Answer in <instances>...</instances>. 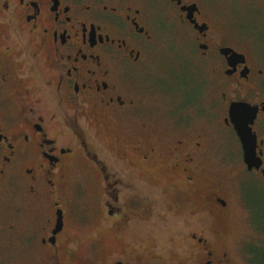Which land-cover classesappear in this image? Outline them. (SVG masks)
<instances>
[{
	"label": "flooded vegetation",
	"instance_id": "obj_1",
	"mask_svg": "<svg viewBox=\"0 0 264 264\" xmlns=\"http://www.w3.org/2000/svg\"><path fill=\"white\" fill-rule=\"evenodd\" d=\"M236 223L264 261V0H0V264H234Z\"/></svg>",
	"mask_w": 264,
	"mask_h": 264
},
{
	"label": "rangeland",
	"instance_id": "obj_2",
	"mask_svg": "<svg viewBox=\"0 0 264 264\" xmlns=\"http://www.w3.org/2000/svg\"><path fill=\"white\" fill-rule=\"evenodd\" d=\"M173 74V79L171 83H169L170 90H176L181 92H186L188 89L189 81L193 80V78L189 75L188 71L175 72ZM185 97V94H184ZM96 185L88 182L82 184V188L78 191L79 199L74 204L75 216L81 215L83 208L85 209L84 215L86 216V227L85 230L88 232H96L98 230L97 224L94 221L97 215V204L94 202L96 197V193L94 190L96 189ZM88 198L89 200H85ZM83 215V214H82ZM141 228V227H140ZM235 238L233 245L234 251V264H263L264 261L261 257L256 253V257H252L249 253L248 247H245L243 244V236L240 231V223H236L234 226ZM152 233L153 244L157 245L158 248L155 250L156 255L160 256V258L152 257L149 259V264H181V261L176 257L177 243L175 240V234L172 231H168L167 229L156 230ZM98 234H94L93 240L97 239ZM108 249L113 250L115 246L108 245ZM99 247L96 244H89V247H85L83 250V262H88V264L93 263L96 264L99 262L98 255ZM155 254V253H154Z\"/></svg>",
	"mask_w": 264,
	"mask_h": 264
}]
</instances>
